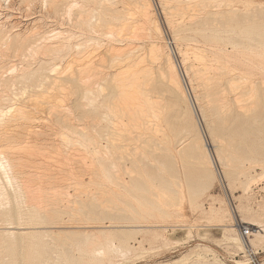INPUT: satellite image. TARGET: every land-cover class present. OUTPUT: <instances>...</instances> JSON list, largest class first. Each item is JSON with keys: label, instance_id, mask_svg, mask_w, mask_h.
I'll return each instance as SVG.
<instances>
[{"label": "bare ground", "instance_id": "1", "mask_svg": "<svg viewBox=\"0 0 264 264\" xmlns=\"http://www.w3.org/2000/svg\"><path fill=\"white\" fill-rule=\"evenodd\" d=\"M7 1H9V0H7ZM15 1L16 0H14V2ZM26 1H25V3H26ZM82 1H83V3H81V4H83L82 7L78 6L79 4H77L78 3L77 1H76L77 7L73 6V8H72V5L73 4L75 5L74 2H73V4H70V5L67 4V6H71V9L68 7L70 14L72 16L73 15L72 13L74 10L79 12L80 8H82L80 13H77L76 11H74L76 14L81 15L79 17L81 19L79 21H77L78 26L80 25L79 29H81V28L84 29L86 27H87V29H89L88 27H91L90 30H92V28H94V29L99 28L101 30V28H102L101 26H106L107 28H109L111 30L110 31V30L106 29L110 32H107V31L104 32L103 30H101V32L107 33L106 36H108L109 33H111V35H109L111 37L108 36V38L100 35L103 33H97L98 32V30H97L96 33L98 35H100L99 38L97 37L98 39H100V38L103 39V37H104L103 40L106 41L105 40L106 38L109 39V38L113 37L112 33L113 34L117 33V35L123 36V38L124 37L129 38V39L134 40V41H136L137 39H140V41H141L142 40L141 38H151L153 40V38H154L153 36L158 35L157 39H161V41L156 42V43L154 41H151V42L149 41V43H147L149 45L146 47V49H144L145 51L143 50L144 52L141 51L142 52L141 53L139 51L141 49H143L144 47H143V45H142L143 48L137 47V45L141 44V43L139 44L140 41H137L138 44L136 45L135 49L133 48V43L131 46V43L124 42L127 45V47H126L127 49L125 50V48H123L122 46H119L118 48H120V49H119V51H117L118 49L117 50H114V48L112 49V45L115 46L116 42L110 41V40H112V39H110V40H108V42L109 41L111 43L114 42V44L111 45V51L113 50L112 54L111 55L109 54V56H107V55L103 56V58L109 57V59L108 60L106 59V60L108 61V64L111 66H109V65L108 66L103 65V66L109 67V68L114 67L115 69L111 68L114 71L110 74H108L106 72L108 75L104 76L105 80L102 79L101 77H98L99 75L96 74V73H99L102 69H104V67L102 68V65L100 67L99 66L95 67V68H99V70H98L99 72L95 71L97 69L94 70L92 68L93 69L92 71H95L94 72L95 74H93L92 71H90L91 74H93V77L88 75V73L81 75V74H83V72L86 73L87 67L90 66L87 63H89V61H90V64H91L94 61V59H93L91 62V60H89V57L87 55H85L86 58H88V60H89L88 62H86V64L88 66L86 64H85V67H84V65H82L83 67L78 66V68L72 72H69L71 70H69V71L65 70L66 73L62 72L63 73L62 75L61 74L56 75L55 78H57V80L55 78H53L54 80H56V82L53 79H51V82L54 81L53 84H51V82L46 80V78L54 77L55 76L54 74H56L58 72V70L61 72V69H59V68L53 69L52 68L53 69L51 71L52 74H53L54 70L55 71L57 70V71L56 72L54 71L55 72L53 74L54 76L52 74H50L51 75L50 76L49 75L50 71L47 70L48 67L45 65L46 59L48 60V58L51 57L52 59H55V62H56L57 57L58 58L61 57V59L62 58L65 59L64 57H67V56L72 57V55L69 56V54H71V52H73V49L76 48V51L78 52V50H79V52H80V49L86 46L85 45V46L80 47L81 44L86 43V42L90 43V41L88 42L89 39L88 40L87 39H85V40L79 39L80 41L82 40L83 43H82V41L75 43V42H73L76 39V38H73L74 33L71 34L69 32V30H70L69 29L66 31H68L71 35L70 34L67 36L64 35V38L60 39V37H61L59 35L61 33V30H60V31H58L59 33L57 32L59 35V40H56V39H58V38H56L57 33H55V31H52L55 34H53L52 32H51L52 34H47V33H49L48 30L45 29V27L43 26L44 23H41L42 28L45 29V31L47 30L46 34L48 36H51L50 38H47L46 37L47 35L44 34L45 32L42 33L38 30L39 28H37V26H36L37 29L34 27L35 26L34 21L37 22V19L35 20L34 18L33 19L29 18L30 19L29 21H31V22L33 21L32 25H34V26H31V29H32V27H34L35 29L33 28V32L29 31L26 33L25 31L27 29H29V28H27L28 26L26 25L27 26L26 29L23 28L25 30L24 31L25 34H23V35L21 33L20 34L15 33L13 35L11 34L10 36H8L4 33L5 30L2 31L0 28V54H1V56H4V57L9 56L10 53H8V52L11 51L12 52L11 56L13 55V57H16V58H18V56L23 57L22 54L24 52L26 53V51L29 50V47H31L32 55L33 54L36 55V58L41 57V56H42L41 58H43L40 60L39 66L36 67L35 69L33 68V69H29V70L28 69L24 70L28 63L31 64L30 61L27 63L25 62L26 65L22 64V65H25V67L22 68L23 70H21L22 72L19 71V74H18L17 70H16L17 75H15L13 77H3L1 75L3 73H0V85L2 86V92H3L0 94V221L9 225L6 227H0V229L6 230L7 231L6 233H8V235H10V236H13V235L23 236V235H26V233H28V232L22 231V230H29L30 231L29 233H31V232H33L31 230L37 231V228H39V227H37V225L36 226H32V225L29 226L30 223H26L27 225H24V226H29V227H21L20 224L22 223V221H26V219H32V221H34V223H36V224H37V222H35V221H43L44 220V222L45 221L52 222V225H54L53 223H59V222L63 223L61 221L62 218L67 217V216H71V218H73V219L68 218L67 220L71 219V220H73V222H75V220H81V222H83L84 220H82V219H84V218L90 219V220L85 219V221L86 220L92 221L93 219H95V217L92 216L93 210L91 209L92 211H90L91 212V215H90L89 214L90 212L86 211V209H85L86 207H83V206H85L84 204H86V206H89V204L91 205V203H93V205H94L93 201L94 200L100 201L99 199H101V197H103L104 195H102L101 197L96 196L97 193L95 194V192H97V191L92 192L90 190V192H89L88 188H90V187H87V189H85V191L83 190V193L85 195H88V196L85 199H74V200H76V201H74V203L82 204V206H80V205L76 206V205L72 204V202L70 200L68 201L69 198L67 200H63L64 198H62V196H66V197L69 196L70 198L72 197L69 194L68 195L66 194L68 192H66L65 194L63 193V192H65L63 190L68 189L67 188V187H69L68 185L67 186L64 185V187L66 186L65 188H67V189H63V188H62L63 190L57 189V193L54 192L53 197H50L47 195H51V194H48V191H50V193H52L51 191H53L55 189V187H54V189L52 187L53 190L49 189L47 191V195L46 196L44 195L45 197H41V196H39L40 194H42V193L46 194L45 190L43 189L44 186L38 185V187H36L37 185L35 186V180H34L35 178L33 179V176H34L32 173L33 167H35L36 164L38 165V163H40V162H41L40 164H42V161L44 160L45 154L46 153L49 154L48 155L49 157L45 158V159H50V157L52 155L53 156L51 159H54L55 157L59 158L60 156L58 157V155L54 157V154L55 153L58 154V152L60 153L62 151L61 149L64 146L62 144V148L61 149L59 148V151L58 152L55 151L54 154H52V155L50 154L52 152H49L50 149H49V151L43 152V150H44L43 145H41V146H43L42 147L43 150L41 149L42 151L40 149L38 150V148H40V147L39 146L37 147L36 146L37 143H34V142H32L33 146L35 144V146L37 148L35 146L34 147L36 149H34V147H33V149L31 148L30 141L31 140L33 141L37 137H39V139H40L41 137L39 136V134H41L42 132L45 133L44 131L41 130L43 127H41L39 129L40 132H38V130H37V132L39 134L34 130L35 128H32L33 127L32 126L33 121L34 122L36 120L37 121L38 120L43 121V118L40 119L41 116H40V118L38 117L37 119H35L36 118L35 113L37 110L34 108L35 102H33V100L37 102V99H32V97H33L32 94L33 93L36 94L35 92H37L39 90V89H36L38 87L40 88L41 91H42V89H44V91H46L45 88H43V87L48 86L47 84H49V83L51 84V86L54 85L52 87L48 86V90L50 89V87L53 88V89H50V91H48L49 93L51 92V90L53 92H57V90L59 92H61L59 90V88L56 87V85L57 86L59 85V87H60V84H61L60 81L61 80H67L68 82L70 81L71 83L73 82V85L75 87V90H76V93L78 96V98H75L76 97V94H75V97H73L76 99L77 104H78V106H76L77 104H75L74 108L77 107V108H79V110H80V108H82V111L78 110L79 111L78 113H80V112L89 113L90 115H88V117H90L91 115H92V118L96 117V119H98V120L94 119V122H90L91 124H94V125L96 124V126H97L96 128H98V126L101 125V124L97 125V123H95L97 121H101V120L103 121L105 119L104 121L105 122L107 121V123H108L106 125V129L102 132V135H103V133H105L103 136L105 139H107V140H105V141H107L106 145L103 146L102 142H100L101 141L100 139H102L101 135L100 134L95 135L96 134L95 132H97L96 128L94 129L95 134H92L93 131L92 132L90 131L91 134L90 133L85 134V133H83L77 129L71 130L72 128L69 129L72 132H65V131L63 132L62 130L59 129L60 127H62V129H64L63 127H65V129H66V126H64V124L62 122H61L62 126H60L61 125V123H60L59 128H57L58 125L56 124V123H59V121L55 123L54 122L55 120L53 119L54 121L51 122V123H55L57 125L55 127V126H53L54 125L53 124L52 129H54V127L59 129V132H56V133H60V134H57V136L62 135V133H63V136H61L63 138V140H61V141L62 142L64 141V144H67V146H68L69 144H71L70 142L74 141L72 143L74 145L75 144L78 145V142H79L82 145V147L84 145L86 148H88V149H86L85 147H83V149L85 148L86 150H88L90 152V154L93 153V155L98 156L99 160H101L100 162L102 163L101 165H102L104 171L109 173L111 181L113 183H115L116 188L111 189V191L113 192L112 194L113 195L115 194V196L118 199L112 198V196H108L111 194V191H109L110 194L107 195L108 190H106V189L107 188L110 189V187L105 188L106 187L105 186L104 187L105 190L103 189L101 191V193H100V191L98 192V194L99 193L100 194H106L107 195V196L105 195L106 197H110L108 199L106 197L103 198V199H107L106 201H103V203L107 202V204L104 206H103L102 202L99 203L96 201L97 203L102 205V207H100L101 205H99L97 209L100 208L99 211L101 213H103L104 215H106L110 218L116 219L115 218V217H117V216H115L116 214L113 216L109 215V214L114 213V212L109 213V211H110L109 208L114 209V211L115 210L123 211V212L127 211L128 213L133 211L131 213H134L136 208L131 205L132 202L130 203L131 200L129 198V195L125 196L126 197V198H124L125 200L123 199V197H122L123 191L126 190L128 192L133 193V194L134 193L137 194V193H139L137 189L144 188L146 191H144V193H143L142 192L143 190H142L141 193H143V194L141 196L143 198V201L145 200V202L146 201L149 202L148 203L149 205L152 203V200H154V198H152L151 195H156L160 198V195H161L160 192L162 191V195H164V196L170 195L171 196V197H166V199H165L166 202L168 203V204H166V203L165 204L168 207L167 208H163V207L159 208V212L161 211L162 213H165L166 214L165 216L168 215V219H169V217L172 219L173 217H171L172 212H171V209H169L170 207H175V208H177V210H182V211L184 209V200H185L184 199V193L180 192L183 194L180 195L179 197H177V194H179L177 187L179 188V186H182V184L180 183V181H182L180 179V172H181L180 166H181V168L183 167L185 169L184 176H186V178L188 180V181L186 180V183H187V186L189 187V191L191 193V194L189 193L190 197L192 196L193 198L194 197L196 198L197 194H202L203 192H205V190L208 188V186L210 188L211 184L208 185V183H209L208 181H210L209 179L211 177L212 178H219V172H218L217 165H216L217 161H215V159H214L215 156L213 157V155L211 153V149H210V146L213 144L216 146V150H217V154H218V158H216V157L215 158L220 163H222V165L224 162L226 163L227 161H229V162H227V165H229V168L224 170V172H225V177L229 180L228 183H229L230 187L235 188V186H236L237 188H241L244 191V194L249 192L251 187H252V184L255 183L256 180H258L257 178L264 176V51L260 50V47H264V0H160V3L164 9V12L166 13L165 16L167 17V20H168L167 22H168L169 26L173 29V30L171 29L172 32L174 31L173 32L174 33V41H175L174 43H176L177 48H178V52L182 58L181 59L182 69H180L177 61L175 60V58L172 54L173 52L168 50V42L165 38H163V30H164L162 27L163 25H161V23L159 22V20H158L159 18L157 19L154 16L155 12H154L153 0H126L125 4H123L121 2L122 6L124 5L123 7L121 6L122 7L121 10H119L118 7L116 8L114 0H109L110 2H104L103 0H82ZM2 2H4V1H2ZM28 2H30V1H28ZM36 2H38V1H36ZM36 2H33L34 5ZM62 2L64 3V1H62ZM38 3L39 4L41 3L40 0ZM46 3H48V2H46ZM67 3H68V0H67ZM116 3L119 4L120 1L116 2ZM1 4H3V3H0V5ZM9 5H13V3L12 4L9 3L8 5H6V7H8ZM44 5H46V4H44ZM119 5H121V4H119ZM25 6H27V5H25ZM31 6H33V5L31 4ZM37 6H40V5H37ZM60 6H62V8L65 7V6L61 5L60 0H52L50 2V7H48V9L46 6H43V5L40 7L46 8L45 11L49 10L51 12V14L53 13L56 16L57 14H60V13H58L60 10ZM97 6H99V7H97ZM4 7H5V4H4ZM74 7H76V8H74ZM36 8L37 7H35V9ZM77 8H79V10ZM7 9L9 10V7ZM28 9H29V6L27 7V13L30 12ZM31 9L33 10L34 7H30V10ZM35 9H34V11H36ZM39 9L41 10L42 8H39ZM63 9L65 10L67 8H63ZM22 10H23V8H22ZM25 10L26 9H24V11ZM34 11H32V12H34ZM39 11L37 10V12H39ZM49 11L46 13H49ZM32 12H30V13H32ZM64 13H68V10L66 12L64 11ZM64 13L62 12V14H64ZM10 14H12V13H10ZM62 14L57 15V16L60 17ZM32 15H33V13H32ZM186 15H187V20H186L187 22H184L185 19L183 20V18H185ZM15 16L17 17V15H15ZM41 16H43V15H41ZM95 16L97 17V22L92 23L91 17L95 18ZM29 17H33V16L30 15ZM45 17H46V14H45ZM59 17H57V18L54 17V18L58 20ZM66 17H67V15H66ZM69 17H70V15H69ZM27 18H28V16H27ZM181 18H182V20H180ZM12 19H14V18L12 17ZM77 19H78V15H77L76 20ZM8 20H5V21H8ZM16 20H19V19H16ZM39 21L42 22L41 20H39ZM94 21L95 20H93V22ZM10 22H11V20H10ZM10 22H7V23H10ZM15 22L16 21H14V23ZM22 22H20V20H19L18 23H22ZM22 25L23 24L17 25V23H16V25H14L13 27H15V29L17 28L19 31H21L20 30L21 28L19 29L16 26L22 27ZM46 25L48 27L49 24H45V26ZM72 25H73V27L76 28L75 22L72 23ZM72 25H71V28H73ZM38 26L41 27L40 24ZM23 27H25V25ZM10 28H12V27H10ZM42 28H40L41 31H43ZM51 28L49 27V30ZM54 29L56 30L57 28H54ZM6 30H7V28H6ZM8 30H11V29H8ZM11 31H9V32H11ZM35 31H37V32H35ZM66 31H64L65 33H62V35L66 34V33L68 34V32H66ZM70 31H73V30H70ZM78 31L83 32V30H81V31L78 30ZM84 31L87 32V30H84ZM21 32H23V31H21ZM93 32H94V30H93ZM93 32H91V33H93ZM187 33H189L191 36H195V37H198V38H201L202 40H204L207 43V45L209 46L208 49L207 48L202 49L199 47L193 48L190 46H185V48H183L184 46L182 45L183 46L182 47L180 45L182 42L180 43L179 41H181V40H184V41L187 40V42L190 41L188 39H183V38H187V36H189ZM87 34L89 35V32ZM183 34H184V36H183ZM39 35H42V36L39 37ZM54 35H56V36H54ZM81 35L84 36L83 34H81ZM92 35H94V33ZM52 37H54L56 39H54ZM159 37H161V38H159ZM42 38L43 39L47 38V39L53 40V41L43 42L44 40H42ZM72 38L74 39L73 41H72ZM78 38H80V37L77 36V39ZM92 38H90V40ZM97 38H95L94 40L97 41ZM188 38H190V36ZM114 39H115V41H118V39H116V38H114ZM39 40H41V41L38 42ZM54 40H56V41H54ZM121 40H122V37H121ZM125 40H127V39H125ZM76 41H78V40H76ZM142 41H144V40H142ZM101 42H103V41H101ZM122 42H118V43L121 44ZM98 44H100V41L98 42ZM104 44L105 43H103V45ZM185 44H186V42H185ZM199 44H202V43H199ZM87 45H89V44H87ZM186 45H189V44L187 43ZM229 45L232 46V48H233L232 51H229V49H228ZM128 46L130 48H128ZM193 46H195V45H193ZM77 47H79L80 49L78 48V50H77ZM105 48L106 47H104V50H107L108 46L106 49ZM137 48H139L140 50H136ZM85 49H81V50H83L84 52L88 50V48L86 50ZM243 49L250 50V51H252V53L254 52L255 53L254 57H252V56L250 57L249 55L248 56L244 55L242 52ZM94 51H96V50H94ZM114 51H115V53H114ZM79 52L77 53V55H75L73 57H79V58L82 57L83 55L78 56V54H80V53L83 54V52H80V53ZM107 52H109V51H106V53ZM93 53L95 54V52H93ZM28 54H30V52H28ZM84 54H87V53H84ZM90 54L91 53H89V56L91 57ZM25 55H27V54H25ZM30 55H27L26 57H28ZM32 55H31V57H32ZM11 56H9V57H11ZM93 57H95V59L99 58V60L97 61L98 64L101 63L102 61H105V60H103L102 57H101V59H102L101 60L100 56L97 57V55H96ZM16 58H13L14 61ZM21 58H18V59L21 60ZM51 58H49V59H51ZM32 59L33 58H31L30 60H32ZM38 59H40V58H38ZM38 59H37V61H38ZM75 59H77V58H75ZM75 59L74 60H71V58L69 59V60L75 61V62H71L72 64L69 63L70 66L68 69L71 68L73 63L75 64L77 62V60H75ZM3 60L5 61V58L2 59L1 61L4 62ZM19 60H18V62L24 63V62L19 61ZM78 60H80V59H78ZM82 60L83 59L81 58V60L78 61L76 63V65H78V63H80ZM84 60H85V58H84ZM9 61L7 60L5 62H9ZM34 61L37 62L36 60H34ZM50 61L48 60V62H50ZM16 62L17 61H15V63ZM63 62H65V61H63ZM68 62H70V61H68ZM68 62H67V64H68ZM51 63H53V62H51ZM94 63L95 62H93V64ZM12 64L13 63L7 64V65L10 66ZM34 64H36V63H34ZM34 64H31V65H34ZM80 64H83V63H80ZM93 64H91V65L93 66ZM105 64H107V63H105ZM4 65H5V63H4ZM55 65L57 66V64H55ZM17 66H19V65L17 64ZM17 66H15V67H17ZM65 66H64L65 68L68 67L67 65H65ZM92 66H90V67H92ZM27 67L30 68V65ZM31 67H33V66H31ZM57 67H59V66H57ZM2 68H4V66ZM2 68L0 69V71H2ZM100 68H102V69H100ZM17 69H19V67H17ZM5 70L6 69L4 68L3 71H5ZM88 70H90V69H87V72H88ZM104 70L106 71V69H104ZM12 71L14 72L13 67L11 70H9V73ZM107 71H109V69ZM101 72H103V71H101ZM78 73H80V75ZM106 73H104V74H106ZM6 74L7 73H5L4 76H6ZM10 75H13V73H10ZM78 75L82 77V78H80L82 80L84 79L83 76L87 77V75H88V77L90 76L89 77L90 79L88 81V77H87L86 79H84L82 81V80H79ZM94 75H96V76L94 77ZM101 75H102V73H101ZM7 76H8V74H7ZM91 77H92V79H91ZM96 77L101 78V79L100 80L98 79L96 81L95 80ZM187 77L189 79L188 83H190V87L188 84H187L188 85V87H187V85H186L187 81H186V83L184 81V78L187 79ZM50 78H48V79L50 80ZM59 79H60V81H59ZM91 80H95L96 82L100 81L101 82V83L99 82L100 85H103V84L105 85V83H106V86L104 88H106L107 90L105 91L104 88H102V86H98V84H97V86H98L97 87L95 84L96 82L94 81L95 83H93ZM103 80L105 81L104 83H102ZM58 81L60 82V84L59 83L57 84ZM81 81H82V83H81ZM84 81H86L85 84L89 83L91 81L93 84H95V86H93V85L91 86V83H90V85L88 84V86H85ZM17 82L23 84V86H20V84H17L18 85L17 88H19V86L21 88V89L19 88L21 91L17 92V93H20L19 96H21L20 102L16 101V100H18L17 98H15L16 100L13 99L14 103L6 102L8 100V97H10V96L12 97V95H10L11 93L9 94V92H13L10 90V87H16L14 85H16ZM45 83H46V85H45ZM42 85H44V86L40 87ZM62 85H64V83ZM67 86H71V84L66 85L64 87L61 86L60 89L63 90L64 88H67ZM95 87H97V88H95ZM54 88L55 89L58 88V89L56 91H54L55 90ZM41 91H39V92H41ZM39 92H37L38 95L40 94ZM46 92H45V94L43 93V95H46ZM64 92L69 93L68 89H66L65 91L63 90V92L60 94H64ZM17 93H16V95H14L15 97H18ZM72 93L74 94V92H72ZM12 94H14V93H12ZM66 94H64V95H66ZM49 95H52V94H48L46 97H48L49 100L52 101L53 97L50 96L52 98V99H50ZM60 96H63V95H60ZM42 97H44V99H47L45 96H42ZM64 97L67 98L66 96H64ZM69 97H71V96L69 95ZM100 97H102L103 99L100 100ZM36 98H38V100H41V101L43 100V99H40L38 96H36ZM56 98L54 100H56ZM58 98H59V96H58ZM60 99H62V98H59L57 100L59 101ZM75 99H73V100H75ZM83 99H86L88 101L87 102L85 100L87 102V104H89V106L91 105V107H88V108H91L90 110L85 107L86 110L88 109L87 112L84 111V109H83V106H84L83 105L84 104ZM47 100H45V101H47ZM73 100H71V101H73ZM9 101H12V100H9ZM58 101H56V103ZM61 101H63V102H61ZM61 101H60L61 103H64L65 100H61ZM53 102H55V101H53ZM67 102H69V101H67ZM37 103H39V101ZM51 103L52 102H50L48 104H51ZM59 103H57L55 105L57 107H58V105H60L62 107L61 103L60 104ZM70 103L72 104L73 102H69V104ZM65 104L68 105L66 102H65ZM46 105H47V103H46ZM45 106L43 105L44 109H45ZM48 106H51V105H48ZM53 106H51V107H53ZM71 106H73V105H71ZM85 106H88V105H85ZM36 107H39V106H36ZM51 107H49V108H51ZM57 107H56V111H57V109H59V107L58 108ZM69 107H67L65 109L67 110ZM53 108H51L50 110H53ZM63 108H64V106H63ZM34 110H36V111L33 112ZM50 110L47 111V113L48 112L50 113L51 112ZM61 110L63 111L62 108H61ZM41 111H43V110H41ZM59 111H60V109L57 111L58 113H55L54 111L53 112L58 115L56 117L60 118L61 121H63L65 119V118L63 119V117H65L63 115V113L65 111H63V113L60 112V114H59ZM69 112H70V110H69ZM69 112H68V114H69ZM54 113H53V115H54ZM36 114H39V113H36ZM51 115H52V113L49 115L50 118H51ZM62 115H63V117H60ZM65 115H66V113H65ZM81 115H82V113H81ZM47 116H44V118L46 119ZM66 116L69 117V115H66ZM85 117H83V118H85ZM50 118H48V119H50ZM92 118L90 117V119H92ZM48 119H46V121ZM203 119H206L205 121H207L206 123H208L206 125H208V127L210 129V131L208 130V132H211V134H212V141L207 140V133H206L205 129L203 130V127H204L203 126ZM65 120L63 122L64 123L66 122L69 124L68 121L71 119L69 118L67 121H65ZM43 122H45V121H43ZM35 123H38V122H35ZM39 123H41V122H39ZM45 123H48L47 125L51 124L49 122H45ZM98 123H100V122H98ZM42 125H44V124H42ZM74 125H76V123ZM79 126H78V129L81 128V126L80 127ZM92 127L94 128L95 126H92ZM66 130H68V129H66ZM61 131H62V133H61ZM46 132H49V131H46ZM98 133H99V130H98ZM34 134L36 136L34 137V139H32V136ZM74 134L79 135V137L75 138L77 136L76 135L74 136ZM98 135H100V136H98ZM41 136H43V134ZM53 136H56V135H53ZM59 137H58V139L60 140ZM98 137H100V139H98ZM29 138H31V140ZM53 140L55 143V138ZM43 141H44V139H43ZM67 141H70V142H67ZM76 141H78V142L75 143ZM26 142L29 143L30 145H28ZM217 142L219 143L218 145L216 144ZM24 143H26L28 147ZM47 143H46V146H48ZM51 144H53V143H51ZM73 144H72V147L70 145L71 148H73ZM81 145L79 146L78 150L75 149V151H79V149L82 148ZM60 146H61V144H60ZM30 148L32 150L28 151V149H30ZM35 150H38V151L44 153V156L41 155V157H43L41 159H43V160L39 161L40 160L39 159L38 160L39 162L36 161L38 163H36L34 161V157L32 158L30 156V154L34 155V153H36ZM46 150H48V149H46ZM73 150H74V148H73ZM75 151H73V153H72V150H71L72 156L74 154L78 153ZM40 152L36 153L35 156H37V154H40ZM86 153L88 154V152H86ZM60 154L61 155L65 154V155H63L65 157H68L70 155V154L67 155L68 152H67V154L64 152H63V154L62 153H60ZM103 154H105L107 156L104 157ZM45 157H47V156H45ZM57 158L54 160L60 161V158L59 159H57ZM73 158H74V156H73ZM75 158H77V157H75ZM61 159H64V158H61ZM225 159H228V160L224 161ZM32 162L33 163L35 162L33 167H31ZM46 162H48V160L45 161V163ZM49 162L50 163L53 162L54 164H56L54 161L49 160ZM49 162L47 164H45L43 162V164H45V165L49 164V166L41 165V167H43V168L44 167H50L53 163L50 164ZM65 163H67V162H65ZM76 164H78V163L76 162ZM246 164H249V165L246 166ZM58 165H60V164H58ZM63 165H64V163H63ZM67 165H69V164H67ZM67 165H65V166H67ZM70 165H73V164H70ZM38 166H40V165H38ZM257 167L262 168V173L260 175H253L251 173V170L255 169ZM43 168L40 169V167H39L37 169V172H35V173L38 174L39 170L41 172H44V170L47 169V168H45V169H43ZM75 168H77V167H75ZM222 169H224V166ZM58 170L63 171L62 169H58ZM79 170L81 171V169H79ZM51 171H53V170H51ZM46 173H50V172L45 171V174ZM65 173H66V171H65ZM39 174H41V173H39ZM77 174L74 175V176H76L74 178H79V179L74 180L72 177H69V178H72L73 181L78 180V181L82 182V180L84 178L82 179L81 178L82 176L77 177L78 176ZM42 175H43L42 177L46 178L44 176V174H42ZM71 175H73V174H71ZM36 176L41 178V176H39V175H36ZM58 176H59V178H61L60 176H62V175L58 174ZM47 177L50 178V177H52V175L50 176V174H49V176H47ZM54 177H56V175ZM49 178H47V179H49ZM62 178H63V176H62ZM39 179L37 181H39ZM47 179H44V180L42 179V180L45 182V180H47ZM64 179L67 180V178H64ZM259 181H260V179H259ZM42 182H41V184H45ZM46 183H47V181H46ZM50 183H52V182H50ZM50 183H48V184H50ZM82 183L84 184V182H82ZM57 184H59V182ZM99 184L100 185L102 184L101 186H104L103 182L99 183ZM50 185H53V183ZM61 185H63V184H61ZM74 185L80 186L81 183L75 182ZM84 185H87V184H84ZM34 186L36 189L34 188ZM42 186H43V188H42ZM45 186H48V185H45ZM48 187L50 188V186H48ZM157 187H158V189L159 188L161 189V190H159V193L155 191V189ZM57 188H61V187L58 186ZM80 188L84 189V187H82V185L80 186ZM111 188H114V186H112ZM78 189L79 188H77V190ZM95 189H97V188H95ZM98 189L100 190V188H98ZM59 190H61L63 192H60ZM136 190H137V193H136ZM38 192H42V193L39 194ZM79 192H81L80 189H79ZM79 192H78V195L80 194ZM84 194H81L82 197ZM172 195H173V197H172ZM130 196H131V194H130ZM156 196H155V198H156ZM48 197H50L52 200V202L50 204L48 203L49 206L48 205L44 206L43 204H41V202L44 200H46V202H49V201H47ZM78 197L79 196H77V198ZM163 197L161 196L160 199L156 198V200L164 199ZM73 198H76V197L74 196ZM127 198L130 201H127L126 200ZM168 198L170 200H172L171 198H173V200L168 202L169 201ZM191 198H190V200H191V204H192ZM62 200H63V202H65V201L71 202V204L74 205V206H72V211L68 210L70 212L67 216H64V213L66 214V211L64 210L63 207L62 208L60 207L61 204L58 205V202H60ZM116 200L118 202L119 201H122V202L126 201L125 205L128 204L126 206L127 208L120 206V204H118L116 202ZM156 200H154V202H153L154 206L159 205V204H157L158 201H156ZM90 201H91V203H90ZM46 202H43V203L47 204ZM67 204H69L68 206H70V203H67ZM137 204H139V203H137ZM141 204H142V202H141ZM96 205H95V208H96ZM153 205H152V209L150 211H148V208H146V206H144V207L142 206V208H143L142 211H147L146 214L148 212L153 211V208H154ZM63 206H66V204H64ZM128 206L131 207V209H133V210L128 211ZM91 207H93V206H91ZM189 207H191V205ZM107 209H109V211ZM154 209H156V208H154ZM241 210H243V209H241ZM157 211H158V209H157ZM213 212L215 214V218H217V217L219 218V216H220L219 211L213 210ZM131 213H130V215H132V216H131V218L128 217L129 219H132V217H133V214H131ZM137 213L141 214L138 211H137ZM119 214H120V212H119ZM159 215H160V213H159ZM119 216L123 217V215H119ZM240 216H242V215H240ZM162 217H164V216H162ZM243 217H244V215H243ZM245 218H248V217H245ZM245 218H242L240 221L244 224L247 223L251 227L252 230L254 229L253 235H258V236L260 235V236H262V238H264L263 225L258 223L257 221L256 222L251 221L250 218H249L250 220H246ZM119 219H120V217H119ZM212 219L210 218V220H212ZM222 219H223V217H221V220ZM214 220H217V219H214ZM221 220L219 219L218 222H220ZM44 222L42 224H44ZM93 222H95V221H93ZM85 223H87V222H85ZM38 224L40 225L41 223L39 222ZM46 224H48V223H46ZM78 224H79V222H78ZM213 224H215V223H213ZM33 225H35V224H33ZM72 225L73 224L69 225V223L67 225H65V226H71L72 229H68V228L67 229H61V230L58 229L59 232H57V234L60 237H58V236L55 237L56 239L59 238L57 240V242L59 244H61L60 242H62L63 246L66 248L65 250H69L66 252H71L70 249L67 248L69 245H67V247L65 245V243L68 244L69 240L72 238L71 236H70L71 238L68 237L69 234H82L83 233V235H85V238L87 240L90 239L92 235H94L93 234L94 232H80L81 230L74 229V227L75 228L80 227L79 225L78 226L77 225L72 226ZM83 225H85V224L83 223ZM90 225H92V224H90ZM224 225H228V224H224ZM256 225H258L259 229L255 228ZM45 226L46 225H44V226L42 225V228ZM62 226H64V225H62ZM137 226H138V224L136 225V227ZM140 226L142 227V225H140ZM81 227H82V224H81ZM103 227L102 228L100 227L101 229L98 230L100 235H98L97 238L90 243V248L88 249V251H90V253L95 256V258H96L95 262H102L105 259V257H109L110 254L115 253V252L116 253L119 252L123 256L127 255L132 248V246L126 247V245L124 246V244H123L128 232L127 231H116L118 229L113 231L114 229L112 227L111 228L113 230L105 229ZM119 227L120 226H118L117 228H119ZM83 228L87 229L85 227H82L81 229H83ZM231 228H235V227H231ZM243 228H244V226L240 228L241 232H242ZM131 229H134V228H131ZM49 230H50V231H48L49 233L47 231H45V232H47V234H49V236H50L53 233L50 234L51 229H49ZM123 230H125V228ZM128 231H131V230H128ZM45 232H44L45 235L43 234L44 236L47 235ZM95 233H98V232H95ZM62 234H66V237H68L69 239L65 238L64 236L61 237ZM77 236H80V235H77ZM93 237H95V236H93ZM16 238H18V237H15V239H13V241L16 240ZM60 238H65V240L66 239H68V240H66V242H65V240L60 239ZM262 238H260V239H262ZM254 239H257L256 236ZM254 239L247 241L245 239V236L243 235V232L242 233L238 232L236 235H232L229 237V242L236 245L240 250L246 252L247 247L250 246L251 244H253L252 241ZM115 240H118V244H116ZM18 241H19V243H16V244L14 242H13V244L11 242L10 243L12 246L14 244L15 245H18V244L21 245L20 244L21 239ZM254 241H256V240H254ZM6 243H8V242H6ZM80 243L81 242H79L78 244H80ZM127 243H128V241H127ZM254 243H255V245L260 244L258 242L257 243L254 242ZM37 244H38V242H37ZM40 244H39V246H40ZM62 244H61V246H62ZM25 245H27V243H25ZM12 246L10 248H12ZM0 247H1L0 249H2L3 244ZM23 247L24 246L22 243L20 248H23ZM49 247L53 248L52 246H48V248ZM42 248H39V249H42ZM26 249H28V248H26ZM49 249H47V250H49ZM22 250H24V249H22ZM56 250L59 251L60 248H58V246H56L55 251ZM14 251H17V250H14ZM60 252L62 254V250L59 251V256L61 255ZM52 253H54V252L52 251ZM210 253L211 254L215 253V251L207 245L200 244V245H197L195 248L193 247L189 253H186L185 255L181 256L180 258H177L174 261L167 263V264H186V263L195 264L196 262L202 263V262L207 261L206 257L204 255H209ZM17 254L19 255V253H16V255ZM53 256L55 258V260L53 259L54 261H56V258H57V260L59 258V261H62V260H60L62 257L60 258L58 256V254H54ZM55 256H57V257H55ZM216 259H218V258H216ZM21 260H23V259L21 258ZM50 260H51L50 262L53 263L52 259H50ZM78 260H79V258H76V257L71 259V261H75V262H73L74 264H80ZM65 261H67V260H65ZM20 262H18V263H20ZM64 263L66 264V262H64ZM53 264H57V262H55ZM58 264H60V262Z\"/></svg>", "mask_w": 264, "mask_h": 264}, {"label": "rangeland", "instance_id": "2", "mask_svg": "<svg viewBox=\"0 0 264 264\" xmlns=\"http://www.w3.org/2000/svg\"><path fill=\"white\" fill-rule=\"evenodd\" d=\"M2 1H4V2H2ZM7 0H0V3H3V4H1L0 5V23L2 24H0V28H1V30L2 31H4V33L6 34V35H8V36H10L11 34L13 35V34H15V33H21L22 35L23 34H25L24 33V29L23 28H25L26 29V27L27 28H29V29H27L25 32L27 33V32H33V28L35 27L36 28V26H37V28H39L38 30L40 31V32H42V33H44V34H46L47 33V30H48V32L49 33H47V34H52L53 32L52 31H55V33H57L58 31H60L61 30V33L59 34L61 37H60V39L61 38H64V35H69L70 33L72 34V33H74V37L73 38H76L75 40L72 38V41L73 42H75V43H77V42H79L80 40L79 39H83V40H85V39H89L88 40V42L90 41V43H87L86 41V43H83V41H82V43L83 44H81V46L80 47H82V46H85V47H83V48H81V49H85L86 47L88 48V50L87 51H83V50H81L79 47H77V50H78V48L80 49V52H83V54L82 53H80L79 52V50H78V52L80 53V54H78V56H81V55H83L82 57H73V56H75V55H77V51H76V48H74L73 49V52H71V54H69V56H71L72 55V57H64L65 59H61V57H57L56 58V62H55V59H52L51 57H49V58H51V59H49L48 58V60L50 61V62H48V60L46 59V61H45V65L48 67V71H50V73H49V75L50 74H52L51 73V71L54 69V68H59V69H61V72L58 70V72L56 73V74H54L55 72L53 71V74L55 75H53L54 77H52V78H50V77H48V78H50V80L48 79V78H46V80H48V81H50L51 82V79H53V78H55L56 77V75H58V74H63V73H66L65 72V70H67V71H69V70H71V71H69V72H72V71H75V69H77L78 68V66L79 67H81L82 65H84V67H85V64H86V62H88L89 60H91V62H92V60L94 59V61L93 62H95L94 64H93V62L91 63V64H93V66L90 64V61H89V63H87V64H89L90 66H92V67H90V66H88L87 64V69H90V70H88V72H87V69H86V73L85 72H83V74H81V75H84V74H87L88 73V75H90V76H92L93 77V74H95L94 72L96 71V72H99L98 70H99V68H95V67H100L101 65H102V68L104 67V66H108L109 64H108V59H109V57H104L103 58V56H109V54L111 55L112 54V51H111V45L112 44H114V42H116L115 43V46L114 45H112V49L114 48V50H117V51H119V49L120 48H118L119 46H122L123 48H125V50L127 49L126 47H127V45L124 43V42H129V43H131V46H132V43H133V48L135 49V47H136V45L138 44V42L137 41H140V39H135L136 41H134V40H131V39H129V38H123V36H119V35H117V33H112V35H113V37L112 38H109V39H107L108 38V36L109 35H111V33H109V35L108 36H106V34L107 33H104L105 31H107V32H110L111 30L109 29V28H107L106 26H101L102 28H101V30H103L104 32H101V30L98 28V29H94V28H92V30H90V28L91 27H88L89 29H87V27L86 28H84V29H79L80 28V25L78 26V22L77 21H79L81 18H79L81 15L80 14H76L74 11H76V10H74L73 11V15L71 16V14H70V11H69V8L71 9V6H67V4H73V2L75 3V5L73 4L72 5V8H73V6H76L77 7V4H79L78 6H81L82 7V5L83 4H81V3H83V1L82 0H68V3H67V0H60L61 1V5H63V6H65V7H63V8H67V9H63L62 8V6H60V10H59V12L58 13H60V14H62V12L64 13V11L66 12L67 10H68V13H64V14H62L60 17L59 16H57V15H60V14H57L56 16H55V14H51V12L49 11V10H47V11H45L46 10V8H44V7H40V6H46L47 7V9H48V7H50V2L52 1V0H40V2L42 3H38L39 2V0H25L26 1V3H25V1L24 0H16L15 2H14V0H9V1H7ZM28 1H30V2H28ZM36 1H38V2H36ZM62 1H64V3L62 2ZM78 3H77V2ZM80 1V2H79ZM104 2H110L109 0H103ZM120 1V3L119 4H121V5H119V4H117L116 2H119ZM125 1L126 0H114V2H115V5H116V8L118 7V9L119 10H121L122 9V7L124 6H122V3L123 4H125ZM28 2V3H27ZM32 2V3H31ZM33 2H36L35 3V5H34V3ZM45 2V3H44ZM46 2H48V3H46ZM70 2V3H69ZM122 2V3H121ZM153 2H154V12L156 13H154V16L159 20V22L161 23V25H163L162 27H163V38H165L166 40H167V42H168V50H170L171 52H173L172 54H173V56H174V58H175V60L177 61V63H178V65H179V67H180V69H182V63H181V56H180V54H179V52H178V48H177V45H176V43H174L175 41H174V31L172 32V28L169 26V24H168V20H167V17L165 16L166 15V13L164 12V9H163V7H162V5H161V3H160V0H153ZM12 4L13 3V5H9L8 7H9V10L7 9L8 7H6V5H8V4ZM20 3V4H19ZM24 3V4H23ZM77 3V4H76ZM4 4H5V7H4ZM23 4V5H22ZM31 4L33 5V6H31ZM44 4H46V5H44ZM49 4V5H48ZM25 5H27V6H25ZM37 5H40V6H37ZM118 5V6H117ZM3 6V7H2ZM18 6V7H17ZM29 6V11L30 12H32V11H34V9H35V7H37L35 10L36 11H34V12H32L33 13V15H32V13H30V12H28L27 13V7ZM67 6V7H66ZM122 6V7H121ZM12 7V8H11ZM14 7V8H13ZM17 7V8H16ZM26 7V8H25ZM30 7H34V9L32 10H30ZM69 7V8H68ZM76 7H74V8H76ZM93 7V6H92ZM97 7H99V6H97ZM16 8V9H15ZM21 8V9H20ZM22 8H23V10H22ZM39 8H42L41 10L39 9ZM44 8V9H43ZM11 9V10H10ZM24 9H26L25 11H24ZM62 9V10H61ZM78 10H79V8H77ZM81 9L82 8H80V10H79V12H77V13H80V11H81ZM13 10V11H12ZM37 10L39 11V12H37ZM64 10V11H63ZM73 10V9H72ZM49 11V13H46V12H48ZM174 11V10H173ZM45 12V13H44ZM10 13H12V14H10ZM14 13V14H13ZM27 13V14H26ZM38 13V14H37ZM45 14H46V17H45ZM10 15V16H9ZM15 15H17V17L15 16ZM20 17H19V16ZM28 16V18H27V16ZM33 16V17H29V16ZM38 15V16H37ZM41 15H43V16H41ZM49 17H48V16ZM64 15V16H63ZM66 15H67V17H66ZM69 15H70V17H69ZM77 15H78V19L76 20V18H77ZM52 16V17H51ZM12 17L14 18V19H12ZM42 17V18H41ZM57 18V17H59V19L57 20V19H55V18ZM76 17V18H75ZM166 17V18H165ZM26 18V19H25ZM37 19V22L36 21H34L35 23H34V25H32V23H33V21L31 22V21H29L30 19ZM70 18V19H69ZM93 17H91V20H92V23H95V22H97V17L95 16V18H93ZM9 19V20H8ZM16 19H19L20 20V22H22V23H18L19 22V20H16ZM185 19V21L184 22H187L186 20H187V15H186V17L185 18H183V20ZM5 20H8V21H5ZM10 20H11V22H10ZM39 20H41L42 22H40ZM45 20V21H44ZM93 20H95L94 22H93ZM161 20V21H160ZM180 20H182V18L180 19ZM14 21H16L15 23H14ZM18 21V22H17ZM7 22H10V23H7ZM30 22V23H29ZM48 22V23H47ZM67 22V23H66ZM76 23V28L75 27H73V25H72V23ZM16 23H17V25H19V24H23L22 25V27H20V26H16V27H18L21 31H23V32H21V31H19L17 28L15 29V27H13L14 25H16ZM27 23V24H26ZM41 23H44L43 24V26L45 27V29H47L46 31H45V29H43L42 28V24ZM9 24V25H8ZM40 24V26L41 27H39L38 25ZM45 24H49L48 25V27H47V25L45 26ZM25 25V27H23ZM27 25V26H26ZM71 25H72V27L73 28H71ZM75 25V24H74ZM8 26V27H7ZM31 26H34V27H32V29H31ZM10 27H12V28H10ZM47 27V28H46ZM49 27L51 28L50 30H49ZM6 28H7V30L8 29H11V30H6ZM15 30H14V29ZM34 28V29H35ZM36 28V29H37ZM40 28H42L43 29V31H41V29ZM54 28H57L56 30L54 29ZM78 28V29H77ZM53 29V30H52ZM59 29V30H58ZM73 30V31H70V30ZM106 29H108V30H110V31H108V30H106ZM172 29V30H171ZM37 30V31H38ZM66 31V30H69V32L68 31H66V32H68V34L66 33V34H63L62 35V33H65L64 31ZM78 30H83V32L81 31V32H79ZM84 30H87V32H85ZM89 30V31H88ZM93 30H94V32H93ZM97 30H98V32H97ZM9 31H11V32H9ZM19 31V32H18ZM37 31H35V32H37ZM76 31V32H75ZM78 31V32H77ZM52 32V33H51ZM89 32V35L87 34ZM91 32H93L94 33V35H92L93 33H91ZM103 33V34H100V35H102V36H104V37H107L105 40L106 41H104L103 39H104V37H103V39L102 38H100V39H98L99 37H100V35H98L97 33ZM166 32V33H165ZM8 33V34H7ZM55 33H53V34H55ZM59 33V32H58ZM58 33L56 34V35H54V36H56V38H58V39H56V38H54V37H52V38H54V39H56V40H59V35H58ZM85 33V34H84ZM91 33V34H90ZM46 34V35H47ZM70 34V35H71ZM77 34V35H76ZM79 34V35H78ZM81 34H83L84 36H82ZM189 36H190V38H188L189 36H187V38H183V39H188V40H190V41H188L187 42V40H181V41H179L181 44V46L183 47V48H185V46H190V47H199V48H202V49H208V45H207V43L204 41V40H202L201 38H198V37H195V36H191L189 33H187ZM43 35V34H42ZM42 35H39V37L40 36H42ZM81 35V36H80ZM86 35V36H85ZM77 36H79L80 38H78L77 39ZM158 35H156V36H153L154 38H153V40L151 39V38H141L142 40H144V41H140L139 42V44L140 45H137V47H139V48H143V49H139V48H137L136 50H140L139 52H141V51H143L144 49H146V47L149 45V44H147V43H149V41L151 42V41H154L155 43L156 42H160L161 41V39H157L158 37H157ZM183 36H184V34H183ZM47 38H50L51 36H46ZM82 37V38H81ZM88 37V38H87ZM95 37V38H97V41L99 42L100 41V44H98V42L96 41V40H94L93 38ZM109 37H111V36H109ZM120 37V38H119ZM121 37H122V40H121ZM194 39H193V38ZM47 38H45V39H43L42 38V40H44L43 42H45V41H48V42H51V41H53V40H49V39H47ZM90 38H92L91 40H90ZM114 38H116V39H118V41H115V39ZM159 38H161V37H159ZM110 39H112V40H110ZM125 39H127V40H125ZM146 39V40H145ZM194 41H193V40ZM56 40H54V41H56ZM76 40H78V41H76ZM108 40H110V41H114V42H108ZM120 40V41H119ZM157 40V41H156ZM41 40H39L38 42H40ZM80 41V42H81ZM101 41H103V42H101ZM123 41V42H122ZM198 41V42H197ZM200 41V42H199ZM118 42H122L121 44L120 43H118ZM143 42V43H142ZM185 42H186V44L188 43L189 45H186L185 44ZM192 42V43H191ZM195 44H194V43ZM103 43H105L104 45H103ZM184 43V44H183ZM199 43H202V44H199ZM87 44H89V45H87ZM107 44V45H106ZM119 44V45H118ZM204 44V45H203ZM106 45V46H105ZM125 45V46H124ZM142 45H143V47H142ZM193 45H195V46H193ZM200 45V46H199ZM106 47L107 48V46H108V48H107V50H104V47ZM203 46V47H202ZM206 46V47H205ZM205 47V48H204ZM86 48V49H87ZM105 48V49H106ZM122 48V49H123ZM128 48H130L129 46H128ZM85 49V50H86ZM228 49H229V51H232V46H228ZM27 50V49H26ZM94 50H96V51H94ZM260 50H263L264 51V47H260ZM106 51H109V52H107L106 53ZM145 51V50H144ZM143 51V52H144ZM28 52H30V54L32 55V53H31V47H29V50L28 51H26V53L25 54H27V55H30V54H28ZM77 52V53H76ZM93 52H95V54L93 53ZM97 52V53H96ZM242 52H243V54L244 55H246V56H252V57H254V55H255V53L253 52L252 53V51H250V50H247V49H243L242 50ZM8 53H10L9 54V56H11V51H9ZM22 54L23 55V57L22 56H18V58H21V60H19L18 58H16V57H13V55L11 56V57H9V56H1V54H0V69L4 66V68L6 69L5 71H3V69L4 68H2V71H0V73H3V74H1L3 77H13V76H15V75H17L16 74V70H17V73L19 74V71L20 72H22L21 70H23L22 68L23 67H25V65H26V63L27 62H31V64H34V63H36V64H34V65H31L30 63H28L29 65H30V68L29 67H27V66H29L28 64L26 65V68L24 69V70H29V69H35L36 67H38L39 66V64H40V60L41 59H43V58H41V57H37L36 58V55H32V57H31V55L30 56H28V57H26L27 55H25V54ZM75 53V54H74ZM84 53H87V54H84ZM89 53H91L90 55H91V57L89 56ZM93 53V54H92ZM99 53V54H98ZM114 53H115V51H114ZM113 53V54H114ZM142 53V52H141ZM74 54V55H73ZM103 54V55H102ZM85 55H87L88 57H89V60H88V58H86V56ZM97 55V57L98 56H100V59H101V57L103 58V60H105V61H100L101 63H97V61L99 60V58H97V59H95V57H93V56H96ZM102 55V56H101ZM9 57V58H8ZM26 59H25V58ZM85 58V60H84V58ZM93 57V58H92ZM5 58V61H9V62H5L4 60V62H2L1 60L2 59H4ZM8 58V59H7ZM13 58H16L15 59V61H17L16 63H15V61H14V59ZM31 58H33L32 60H30ZM36 58V59H35ZM38 58H40V59H38ZM67 58V59H66ZM71 58V60H74L75 58H77V59H75V60H77V62L78 61H80L81 60V58L84 60H82L80 63H83V64H80V63H78V65H76V63L74 64L73 63V67L71 66V68L70 69H68L69 68V63L70 64H72L71 62H75V61H71V60H69ZM13 59V60H12ZM19 61H22V62H24V63H20V62H18V60ZM28 59V60H27ZM37 59H38V61H37ZM78 59H80V60H78ZM107 59V60H106ZM13 62H12V61ZM34 60H36L37 62H35ZM62 60V61H61ZM96 60V61H95ZM102 60V59H101ZM63 61H65V62H63ZM68 61H70V62H68ZM26 62V63H25ZM33 62V63H32ZM51 62H53V63H51ZM58 62V63H57ZM67 62H68V64H67ZM107 63V64H105V63ZM4 63H5V65H4ZM10 63H13L12 65H7V64H10ZM15 63V64H14ZM62 63V64H61ZM64 63V64H63ZM103 63V64H102ZM17 64L19 65V66H17ZM22 64H25V65H22ZM55 64H57V66H59V67H57ZM59 64V65H58ZM61 64V65H60ZM98 64V65H97ZM2 65V66H1ZM7 65V66H6ZM21 65V66H20ZM55 65V66H54ZM65 65H67L68 67L67 68H65L66 66ZM96 65V66H95ZM104 65V66H103ZM15 66H17V67H19V69H17V67H15ZM31 66H33V67H31ZM54 66V67H53ZM65 66V67H64ZM77 66V67H76ZM109 66H111V65H109ZM10 67V68H9ZM12 67H13V69H14V72L12 71V72H10V73H13V75H10V73H9V70H11L12 69ZM16 69H15V68ZM83 67V66H82ZM9 68V69H8ZM53 68V69H52ZM73 68V69H72ZM95 70V69H97V70H95V71H92L93 69ZM102 68H100V69H102ZM111 68H113V69H115L114 67H104V69H106V71L104 70V69H102L101 71H103V72H101L102 73V75H101V73L99 72V73H96V74H98L99 76L98 77H101L102 79H104L105 80V78H104V76H107L108 74H110V73H112L114 70L113 69H111ZM109 69V71H107ZM112 70V71H111ZM90 71H92V73L93 74H91V72ZM111 71V72H110ZM63 72V73H62ZM90 72V73H89ZM108 74H107V73ZM5 73H7L8 74V76H7V74H6V76H4V74ZM104 73H106V74H104ZM79 75H80V73H78ZM78 75V77H79V80H82V79H80V78H82L81 76H79ZM88 75H87V77H88ZM51 76V75H50ZM89 76V77H90ZM96 75H94V77H95ZM103 76V77H102ZM86 76H83V78L84 79H86L87 78ZM88 77V81H89V78ZM92 77H91V79H92ZM98 77H96V81L99 79H101V78H98ZM56 80H57V78H55ZM83 79V80H84ZM186 78H184V81H185V83H186V81H187V83H186V85L188 84L189 85V87H190V83H188L189 82V79H188V77H187V79L185 80ZM54 80V79H53ZM56 80H54L55 82H56ZM82 80V81H83ZM95 80H91L93 83H95L96 81ZM103 80V82L102 83H104L105 81ZM54 81H52L51 82V84H53V82ZM59 81H60V79H59ZM57 82V84L59 83L60 84V82H61V84H60V87H59V85L57 86L56 85V87H58L59 88V90L61 91V92H59L57 89L58 88H54L55 90L54 91H56L57 90V92H53L52 90H51V92L49 93L48 91H50V89H53V88H51L52 86H54V85H52L51 86V84L49 83V84H47L48 86H51L50 87V89L48 90V86H44V85H42V86H40V87H43V88H45V90L47 91H44V89H42V91L40 90V88L38 87V88H36V89H39L37 92H39V91H41V92H39L40 94L38 95V93L37 92H35L36 94H32V96L34 97H32V99H37V102L39 101V103H37L36 101H34L33 100V102H35L34 103V108L37 110H34L33 112H35L36 111V113H39V114H36L35 113V119H37L38 117L40 118V116H41V118L40 119H42L43 118V121H45V122H49V123H51L52 121H54L55 123L56 122H58L59 121V123H51V124H49V125H47L48 123H45V122H43V121H40V120H36L35 122H38V123H35L34 121L32 122V128H35L34 130L37 132V130H38V132H40L39 131V129L41 128V127H43L41 130L42 131H44L45 133H41V134H39L38 132V134H39V136L41 137L40 139H39V137H37V138H35L34 139V137L36 136L35 134L32 136V139H34L33 141L31 140V138H29L31 141H30V144L29 143H27L28 145H30L31 146V148L33 149V147L35 146V144H34V146H33V143L32 142H34V143H37V147L39 146L40 148H38V150L40 149H42L43 150V148H44V150H43V152L44 151H49V149H50V151L49 152H52V153H50L51 155L52 154H54V152L56 151V152H58L59 151V148L61 149L62 148V144H63V148L61 149L62 151L60 152V153H62L63 154V152L64 153H66L67 154V152H68V154L67 155H69L68 157H65V156H63V155H65V154H63V155H61L59 152H58V154L57 153H55L54 154V157L55 156H57L58 155V157L60 158V161L58 160V161H55L54 159H56L57 157H55L54 159H51L52 158V156L50 157V159H45V158H48L49 156V154H47L46 152V154H45V156H47V157H45L44 156V153L43 152H40V151H38V150H35L36 151V153H38V152H40V154H37V156H35L36 155V153H34V155L33 154H30V156L33 158L34 157V161L36 162V161H38L39 159V161H41V160H43V159H41V158H43V157H41V155H43L44 156V160L42 161V164H40V163H38V162H36V163H38V165H40V166H38L37 164V166L35 165V167H33L34 166V163L32 162V166L31 167H33V171H32V173H33V179L35 180V186L36 187H38V185H43L44 186V188H43V186H42V188L45 190V193L46 194H43L42 192H38L39 194L40 193H42V194H38L39 196H41V197H45L46 195H47V191L50 189V190H53L54 189V187H55V189L53 190V191H51L52 193H50V191H48V194H51V195H47V196H50V197H53L54 196V192H56L57 193V189H61V190H63V189H67V190H63V191H65V192H63V191H61V190H59L60 192H63L64 194L66 193V192H68V193H66L67 195L69 194L70 196H72L71 198L68 196V197H66V196H62V198H64L63 200H67L68 198V201L70 200L71 202H72V204H74V205H76V206H82V204H79V203H74V201H76V200H74V199H85L88 195H85L84 193H83V190L85 191V189H87V187H90V188H88V191L90 192V190L93 192V191H97V192H95V194L97 193L98 194V192L100 191V193H101V191L104 189L105 190V188H107V187H110V189H106V190H108V193H107V195L108 194H110L109 193V191H111V189H115L116 188V185H115V183H113L112 181H111V178H110V176H109V173H107V172H105L104 171V169H103V167H102V163L100 162L101 160H99V158H98V156H96V155H93V153H91L90 154V152L88 151V150H86V149H88V148H86L84 145H83V147H85L84 149H83V147H82V145L78 142V141H76L75 143H77L78 142V145L80 144L81 145V147L82 148H80L79 149V151H75V149H77L78 150V148H79V146L78 145H74L72 142H74V141H72V142H70V141H67V142H70L71 144H69L68 146H67V144H64V141L62 142L61 140H63V138L61 137V136H63V133H62V131L64 132H72L71 130H80L81 132H83V133H85V134H91V132H92V134H95V135H97V134H100L101 135V138L103 139H100V137H98V139H100L99 141L100 142H102V145L104 146V145H106V143H107V141H105V140H107V139H105L104 138V134L105 133H103V135H102V132L106 129V125L108 124L107 123V121L105 122L104 120L101 122V121H97V122H95V123H97V125H99V124H101V125H99L98 126V128H96L97 126H96V124L94 125V124H91L90 122H94V119H96V117L95 118H92V115L90 116L92 119H90V117H88V115H90L89 113H84V112H80V113H78L79 111H82V108H80V110H79V108H77V107H75L74 108V105L75 104H77V101H76V99L75 98H78V96H77V93H76V90H75V87H74V85H73V82L71 83L70 81L68 82L67 80H61L60 82ZM82 81H81V83H82ZM87 81V80H86ZM86 81H84V84H85V82ZM87 81V82H88ZM89 82V83H86L85 84V86H88V84L90 85V83H91V86L93 85V86H95V84H96V86H97V84H98V86H102V88H104L105 86H106V83H105V85L103 84V85H100V81H98V82H96L95 84H93L92 82ZM95 81V82H94ZM100 82V83H99ZM47 83V82H46ZM46 83H45V85H46ZM64 83V85H62ZM71 84V86H67V88H64L63 90L65 91L66 89H68V91H69V93L68 92H64V94H66V95H64V94H60V93H62L63 92V90L62 89H60L61 88V86L62 87H64V86H66V85H70ZM17 84H20V86H23V84L22 83H16V85H14V86H16V87H10V90L11 91H13V92H9V94L10 95H12V97L10 96V97H8V100L6 101V102H9V103H14V100L13 99H15V98H17L18 100H16L17 102L19 101L20 102V99H21V96H19V94L20 93H17V92H19V91H21L20 89V86H19V88H17L18 87V85ZM56 84V83H55ZM73 85V86H72ZM188 85H187V87H188ZM1 86V85H0ZM13 86V85H12ZM97 86V87H98ZM71 87V88H70ZM97 87H95V88H97ZM15 89V90H14ZM104 90L106 91L107 89L106 88H104ZM104 91V92H105ZM45 92H46V95H43V93L45 94ZM72 92H74V94L72 93ZM1 93H3L2 92V86L0 87V94ZM12 93H14V94H12ZM16 93L18 94L17 96L18 97H15L14 95H16ZM42 93V94H41ZM72 95H71V94ZM48 94H52V95H49V97L50 96H52L53 97V100L51 101V100H49V98L48 97H46ZM55 94V95H54ZM75 94H76V97H75ZM41 95V96H40ZM60 95H63V96H60ZM69 95L71 96V97H69ZM36 96H38L40 99H43L42 101L41 100H38V98H36ZM42 96H45L47 99H44V97H42ZM55 96V97H54ZM58 96H59V98H62V99H60L59 101L57 100V99H59L58 98ZM64 96H66L67 98H65ZM57 97V98H56ZM69 97V98H68ZM73 97H75V98H73ZM56 98V100H54ZM71 98V99H70ZM50 99H52L51 97H50ZM68 99V100H67ZM73 99H75V100H73ZM101 99H103L102 97H100V100ZM9 100H12V101H9ZM45 100H47V101H45ZM61 100H65L64 101V103H61V102H63V101H61ZM71 100H73V101H71ZM84 100V106H83V109H84V111H88V109L90 110L91 108H88V107H91V105L89 106V104H87V100L86 99H83ZM87 102H86V101ZM53 101H55V102H53ZM56 101H58L57 103H59L60 101V103H61V105H62V107L60 106V105H58V107H59V109H60V111H59V114H60V112H62L63 113V111H65L64 113H63V115L65 116V117H63V115L62 116H60V117H63V119L65 120V121H67L69 118L71 119V120H69L68 122H69V124L68 123H64L63 121H61V119L60 118H58V117H56V116H58L57 114H55V113H58L57 111L59 110V109H57V111H56V105L55 104H57L56 103ZM67 101H69V102H73L71 105H73V106H71L70 104H69V102H67ZM50 102H52L51 104H48V103H50ZM65 102L68 104V105H66L65 104ZM75 102V103H74ZM41 103V104H40ZM46 103H47V105H46ZM59 103V104H60ZM37 104V105H36ZM66 106H65V105ZM43 107V105L45 106V109H44V107L42 108L41 106ZM48 105H51V106H53V107H51V106H48ZM85 105H88V106H85ZM36 106H39V107H36ZM63 106H64V108H63ZM71 108H70V107ZM76 106H78V104L76 105ZM49 107H51V108H53V110H50L51 108H49ZM57 107V108H58ZM63 109V111L61 110V108ZM67 107H69L67 110L65 109V108H67ZM74 109H73V108ZM88 108L87 110H86V108ZM41 110H43V111H41ZM45 110V111H44ZM51 111L50 113L48 112L47 113V111ZM69 110H70V112H69ZM79 110V111H78ZM39 111V112H38ZM55 113H54V112ZM67 111V112H66ZM42 112V113H41ZM44 112V113H43ZM68 112H69V114H68ZM41 113V114H40ZM46 113V114H45ZM52 113V115H51V118H50V114ZM53 113H54V115H53ZM65 113H66V115H69V117H67L66 115H65ZM81 113H82V115H81ZM84 114V115H83ZM38 115V116H37ZM48 115V116H47ZM81 115V116H80ZM44 116H47L46 117V119H48V118H50V119H48L47 121H46V119L44 118ZM54 116V117H53ZM86 116V117H85ZM83 117H85V118H83ZM90 119H88V118ZM204 118V117H203ZM54 119V120H53ZM59 119V120H58ZM50 120V121H49ZM57 120V121H56ZM96 120H98V119H96ZM100 120V119H99ZM206 119H203V130L205 129V131H206V133H207V140L208 141H212V134H211V132H208V130L210 131V129H209V127H208V125H206V124H208V123H206L207 121H205ZM39 122H41V123H39ZM63 123L64 124V126H66V129H71V130H66L65 129V127H63L64 129H62V127H60L59 128V124L60 123ZM98 122H100V123H98ZM62 123H61V125L60 126H62ZM73 123V124H72ZM76 123V125H74ZM38 124V125H37ZM42 124H44V125H42ZM54 124V125H53ZM72 126H71V125ZM81 126V128H79L78 129V126L79 125ZM37 125V126H36ZM51 125V126H50ZM57 126V128H59L60 130H62L61 131V133H62V135H59V136H57V134H60V133H56V132H59V129H57V128H55L54 127V129H52V127L53 126ZM95 126L94 128L92 127V126ZM79 126V127H80ZM103 126V127H102ZM46 127V128H45ZM92 127V128H91ZM49 128V129H48ZM97 129V132H95L94 133V129ZM56 129V130H55ZM83 129V130H82ZM85 129V130H84ZM52 130V131H51ZM98 130H99V133H98ZM46 131H49V132H46ZM54 131V132H53ZM89 131V132H88ZM91 131V132H90ZM51 132V133H50ZM36 133V134H37ZM50 133V134H49ZM43 134V136H41ZM46 135V136H45ZM48 135V136H47ZM53 135H56V136H53ZM76 134H74V136H75ZM100 135H98V136H100ZM211 135V136H210ZM77 137H75V138H78L79 137V135H76ZM43 137V138H42ZM48 137V138H47ZM58 137L60 138V140L58 139ZM46 138V139H45ZM55 138V143H54V139ZM62 138V139H61ZM37 139V140H36ZM39 139V140H38ZM43 139H44V141H43ZM47 140V141H46ZM37 141V142H36ZM40 141V142H39ZM50 143H49V142ZM21 142V141H20ZM23 142V141H22ZM25 142V141H24ZM29 142V141H28ZM43 142V143H42ZM48 142V143H47ZM66 142V143H67ZM26 143H24V144H26ZM46 143H47V145L48 146H46ZM51 143H53V144H51ZM27 144H26V146H27ZM40 144V145H39ZM58 144V145H57ZM60 144H61V146H60ZM72 144H73V148H74V150H73V148H71L72 147ZM217 145L219 144L218 142L216 143ZM41 145H43V146H41ZM51 145V146H50ZM55 147H54V146ZM70 145H71V147H70ZM29 146V147H30ZM35 146V147H36ZM66 146V147H65ZM75 146V147H74ZM28 147V146H27ZM34 147V149H36ZM43 147V148H42ZM68 147V148H67ZM28 149V151L29 150H32V149ZM46 149H48V150H46ZM69 149V150H68ZM72 150V153H73V151H75V152H78V153H76V154H74L73 156H74V158H73V156H72V154H71V150ZM210 149H211V153H212V155H213V157L215 156L216 158H218V154H217V150H216V146L213 144V145H211L210 146ZM41 150V151H42ZM68 150V151H67ZM82 150V151H81ZM67 151V152H66ZM85 151V152H84ZM70 152V153H69ZM74 152V153H75ZM80 152V153H79ZM84 152V153H83ZM86 152H88V154L86 153ZM43 153V154H42ZM106 154V153H105ZM105 154H103L104 155V157H106L107 155H105ZM66 155V156H67ZM85 155V156H84ZM62 156V157H61ZM75 157H77V158H75ZM214 157V159H215V161H217L216 162V165H217V169H218V172H219V178H210L209 180L210 181H208L209 183H208V185H210L211 184V186H210V188H209V186H208V190L206 189L205 190V192H203L202 194H197L196 196V198L194 199L192 196V198L190 197V191H189V187L187 186V183H186V180H187V178H186V176H184V173H185V169L182 167L181 168V166H180V179L182 180V181H180V183L182 184V186H179V188L177 187V189H178V191H179V194H177V197H179L180 195H182L183 193H184V209H183V211L182 210H177V208H175V207H170L169 209H171V212H172V216L171 217H173L172 219L169 217V219H168V215L167 216H165L166 214L165 213H162L161 211L159 212V208H161V207H163V208H167L168 206H166V204H168L167 202H166V197H171L170 195H167V196H164V195H162V191L160 192L161 193V195H160V198H161V196L164 198V199H161V200H156V198L157 199H160L158 196H156V195H151V197L152 198H154V200H156V201H158V203L157 204H159V205H157V206H154L153 205V202H154V200H152V203L149 205L148 203L149 202H145V200L143 201V198H142V194L144 193V191H146L144 188H140V189H137L138 190V192L139 193H137V190H136V193L137 194H133V193H131V192H128V191H126V190H124L123 191V195H122V197H123V199L124 198H126L125 196L126 195H129V198H130V200H128V198L126 199L127 201H130V203H131V205L133 206V207H135L136 208V210L134 211V213H131V212H133V211H131V210H133V209H131V207H129L128 206V211H131V212H123V211H117V210H115L114 211V209H112V208H109L110 209V211H109V209H107L108 211H109V213H113V214H109V215H115V216H117V217H115L116 219H114V218H110V217H108V216H106V215H104L103 213H101L99 210H100V208L99 209H97L98 208V206L99 205H101V204H99V203H103V201H106L108 198H110V197H106L107 195L106 194H96V196H99V197H101L102 195H104L103 197H101V199H99L100 201H98V200H96L97 202H99V203H97L95 200L93 201L94 202V205H93V203H91V201H90V203H91V205L89 204V206H86V204H84L85 206H83V207H86L85 209H86V211H88V212H90V211H92L93 212V214H92V216H94L95 217V219H91L92 221H89L90 219L89 218H84V219H82V220H84L83 222H81V220H75V222H73V220H71V219H73V218H71V216H67L68 214H69V212L70 211H68V210H71L72 211V206H74V205H72L71 204V202H63V200L62 201H60V202H58V205H60V207L62 208H64V210L66 211V214L64 213V216H67V217H64V218H62V222L63 223H61V222H59V223H53L54 225H52V222H48V221H45L44 222V220L43 221H35V222H37V224L36 223H34V221H32V219H26V221H22V223L20 224L21 225V227H29V226H36L37 225V227H39V228H37V231L35 230H31V231H33V232H31V233H29L30 231L29 230H22V231H27L28 233H26V235H23V236H15V235H13V236H10V235H8V233H6L7 231L6 230H3V229H0L1 231H0V246H2V244H3V247H2V249H0V264H53V263H55V262H57V264L60 262V264H65L64 262H66V264H74L73 262H75V261H71V259H73V258H79V263L80 264H167V263H170V262H172V261H174L175 259H177V258H180L181 256H183V255H185L186 253H189L191 250H192V248L194 247H196L197 245H200V244H202V245H207V246H209V247H211L214 251H215V253H210L209 255H204L205 257H206V260L207 261H205V262H196L197 264H249V262H248V259L249 258H251V256H252V259H254V261H256L257 263H259V264H264V238H262V236H258V235H253V230L251 229V227L247 224V223H242L240 220L242 219V218H245V217H248V218H245L246 220H250L251 219V221H257L258 223H260V224H262L263 225V228H264V176H261L260 178H257L258 180H256V182L255 183H253L252 184V187H251V189H250V191L249 192H247V193H245L244 194V191L241 189V188H237L236 186H235V188H231L230 187V185H229V180L225 177V172H224V170H226V169H228L229 168V165H227V162H229V161H227L226 163L224 162L223 163V165H222V163H220L216 158ZM59 158H57V159H59ZM61 158H64V159H61ZM79 158V159H78ZM98 158V159H97ZM68 161H67V160ZM48 160V162H49V160L50 161H54L56 164H54L53 162H49L50 164H52L50 167H41V165H44V166H49V164L48 165H45V164H47L48 162H46L45 163V161H47ZM64 162H63V161ZM71 160V161H70ZM226 160H228V159H225L224 161H226ZM79 161V162H78ZM43 162L45 163V164H43ZM58 162V163H57ZM61 162V163H60ZM65 162H67V163H65ZM76 162L79 164H76ZM63 163H64V165H63ZM58 164H60V165H58ZM67 164H73V165H67ZM229 164V163H228ZM65 165H67V166H65ZM249 164H246V166H248ZM65 166V167H64ZM223 166H224V169H222L223 168ZM37 167V168H36ZM40 167V169H45V168H47V169H45L44 170V172H41L40 170H39V172H38V174L37 173H35V172H37V169ZM58 167V168H57ZM75 167H77V168H75ZM227 167V168H226ZM36 168V169H35ZM66 168V169H65ZM35 169V170H34ZM49 169V170H48ZM55 169V170H54ZM58 169H62L63 171H61V170H58ZM72 169V170H71ZM79 169H81V171L79 170ZM184 169V170H183ZM51 170H53V171H51ZM68 170V171H67ZM74 170V171H73ZM45 171H49L50 173H46L45 174ZM65 171H66V173H65ZM70 172V173H69ZM78 175L77 177H81L82 179V182H84V184H87V185H84L81 181H73V179L75 180V179H79V178H74V177H76V176H74V175H76L75 173ZM81 172V173H80ZM39 173H41V174H39ZM251 173L253 174V175H260L261 173H262V168L261 167H257V168H255V169H252L251 170ZM42 174H44V176L46 177V178H44V177H42L43 175ZM49 174H50V176L52 175V177H47V176H49ZM58 174L60 175H62L63 176V178H62V176H60L61 178H59V176H58ZM69 174V175H68ZM71 174H73V175H71ZM36 175H39V176H41V178L40 177H38V176H36ZM56 175V177H54ZM80 175V176H79ZM69 177H72V178H69ZM39 179V181H37L38 179ZM47 178H49V179H47ZM64 178H67V180L66 179H64ZM44 179H47V180H45V182L43 181ZM54 179V180H53ZM60 179V180H59ZM214 179V180H213ZM259 179H260V181H259ZM212 180V181H211ZM43 181V182H42ZM46 181H47V183H46ZM52 182L53 183V185H50V184H52V183H50V182ZM54 181V182H53ZM56 181V182H55ZM188 181V180H187ZM41 182L42 183H45V184H41ZM59 182V184H57ZM72 182V183H71ZM75 182H80L81 183V185H82V187H84V189H81L80 188V186L78 187L77 185H74V183ZM104 183V186H101L99 183ZM48 183H50V184H48ZM57 185H56V184ZM94 183V184H93ZM97 183V184H96ZM213 183V184H212ZM61 184H63V185H61ZM71 184V185H70ZM106 184V185H105ZM45 185H48V186H50V188L48 187V186H45ZM55 185V186H54ZM64 185H68L69 187H67V188H65L64 187ZM74 185V186H73ZM111 185V186H110ZM35 186H34V188H35ZM58 186H60L61 188H57ZM106 186V187H105ZM112 186H114V188H111ZM52 187H53V189H52ZM103 187V188H102ZM105 187V188H104ZM182 187V188H181ZM46 188V189H45ZM63 188V189H62ZM77 188H79L80 189V191L81 192H79V189L77 190ZM92 188V189H91ZM95 188H97V189H95ZM98 188H100V190L98 189ZM36 189V188H35ZM38 189V188H37ZM42 189V190H43ZM41 190V191H42ZM143 190V191H142ZM159 190H161L160 188L158 189V187L155 189V191L156 192H158L159 193ZM126 191V192H125ZM141 191L143 192V193H141ZM78 192L80 193L79 195H78ZM91 192V193H92ZM180 192H183V193H180ZM55 193V194H56ZM113 192L111 191V194H112ZM131 194V196H130V194ZM141 193V194H140ZM190 193V194H189ZM63 194V195H64ZM81 194H84L83 195V197H82V195ZM108 195V196H112V198H117L116 196H115V194L113 195ZM139 194V195H138ZM242 194V195H241ZM45 195V196H44ZM106 195V196H105ZM137 195V196H136ZM200 195V196H199ZM76 197V198H73V197ZM77 196H79L78 198H77ZM115 196V197H114ZM139 196V197H138ZM155 196H156V198H155ZM50 197H48V200L47 201H49V202H46V200H44V201H42L41 202V204H43L44 206H47L48 205V203L50 204L51 202H52V200H51V198ZM104 197H106L107 199H103ZM128 197V196H127ZM137 197V198H136ZM172 197H173V195H172ZM190 198L192 199V204H191V200H190ZM118 199V198H117ZM169 199V198H168ZM172 200H173V198H171ZM195 201H194V200ZM125 200V199H124ZM136 200V201H135ZM172 200H170L169 199V201L168 202H170V201H172ZM142 202V204H141V202ZM43 202H46L47 204H45V203H43ZM116 202L118 203V204H120V206H122V207H124V208H127L126 206L128 205H125L126 203V201L125 202H122V201H117L116 200ZM67 203H70V206H68L69 204H67ZM124 203V204H123ZM137 203H139V204H137ZM166 203V204H165ZM64 204H66V206H63ZM88 204V203H87ZM97 204V205H96ZM107 204V202H104L103 203V206L104 205H106ZM110 204V203H109ZM145 204V205H144ZM155 204V203H154ZM163 204V205H162ZM95 205H96V208H95ZM152 205H153V207L154 208H156V209H154L153 208V211H151V212H148L147 214H146V212L147 211H142L143 210V208H142V206L144 207V206H146V208H148V211H150L151 209H152ZM191 205V207H189ZM49 206V205H48ZM91 206H93V207H91ZM100 207H102V205L100 206ZM71 208V209H70ZM142 208V209H141ZM145 208V209H146ZM92 209V210H91ZM144 209V210H145ZM157 209H158V211H157ZM241 209H243V210H241ZM141 210V211H140ZM213 210H215V211H219V213H220V216L221 217H223V219L221 220V217L219 216V218L217 217V218H215V214H214V212H213ZM137 211L138 212H140L141 214H139V213H137ZM182 211V212H181ZM244 211V212H243ZM119 212H120V214H119ZM96 213V214H95ZM118 213V214H117ZM130 213L131 214H133V217H132V219H129V218H131V216L132 215H130ZM159 213H160V215H159ZM241 213V214H240ZM90 215H91V212L89 213ZM95 214V215H94ZM227 214V215H226ZM257 214V215H256ZM104 215V216H103ZM119 215H123V217H121V216H119ZM127 215V216H126ZM212 215V216H211ZM240 215H242V216H240ZM243 215H244V217H243ZM97 216V217H96ZM102 216V217H101ZM162 216H164V217H162ZM119 217H120V219H119ZM129 217V218H128ZM212 219V220H210V218ZM242 217V218H241ZM66 218V219H65ZM68 218H71V219H69V220H67ZM126 218V219H125ZM181 218V219H180ZM250 218V219H249ZM85 219H89V220H86L85 221ZM214 219H217V220H214ZM219 219L221 220L220 222H218L219 221ZM255 219V220H254ZM28 220V221H27ZM66 222H65V221ZM214 220V221H213ZM73 223H72V222ZM93 221H95V222H93ZM25 222V223H24ZM32 222V223H31ZM41 223L40 225L38 224V223ZM44 222V224H42ZM69 223V225L70 224H73L74 226H80V227H77V228H75L74 227V229H78V230H81L80 232H94L93 234L94 235H92L91 236V238L90 239H86L85 238V235H83V233L82 234H69V236L68 237H70L71 239L69 240V243L67 244V243H65V245H66V247H67V245H69L67 248H69L70 249V251L71 252H66V251H69V250H65L66 248L63 246V244H62V242H60L61 244H62V246H61V244H59L58 242H57V240L59 239H56L55 237H60L58 234H57V232H59V230H61V229H72L71 228V226H65V225H67L68 223ZM78 222H79V224H78ZM85 222H87V223H85ZM262 222V223H261ZM24 223V224H23ZM26 223H30L29 224V226H24V225H27ZM46 223H48V224H46ZM75 223V224H74ZM83 223L85 224V225H83ZM92 224V225H90V224ZM213 223H215V224H213ZM220 223V224H219ZM223 223V224H222ZM234 223V224H233ZM23 224V225H22ZM33 224H35V225H33ZM58 224V225H57ZM81 224H82V227H85V228H87V229H81L82 227H81ZM96 224V225H95ZM98 224V225H97ZM138 224V226L136 227V225ZM222 224V225H221ZM224 224H228V225H224ZM230 224V225H229ZM233 224V225H232ZM15 225V224H14ZM42 225L44 226V225H48L47 227L45 226V227H43L42 228ZM52 225V226H51ZM62 225H64V226H62ZM72 225V226H73ZM140 225H142V227L140 226ZM185 225V226H184ZM207 225V226H206ZM6 226H9L8 224H5L4 222H2V221H0V227H6ZM17 226V225H16ZM41 226V227H40ZM104 226V227H103ZM118 226H120L119 228H117ZM249 227L250 229H251V234L249 235V236H246V235H244L245 236V239L248 241H250L251 239H254L255 238V236H256V238L257 239H254V240H256V241H252L253 242V244H251L250 246H248L247 247V250H246V252H244V251H242V250H240L236 245H234L233 243H231V242H229V237L230 236H232V235H236L238 232H240V233H242L241 232V227ZM50 227V228H49ZM53 227V228H52ZM70 227V228H69ZM99 227V228H98ZM103 227V228H105V229H110V230H113V231H115L116 229H118V230H116V231H127L128 233H127V235H126V238H125V240H124V246L126 245V247H131L132 246V248H131V250L129 251V253L127 254V255H125V256H123V255H121L119 252H115V253H112V254H110L109 255V257H105V259L102 261V262H95V260H96V258H95V256L94 255H92L91 253H90V251H88V249L90 248V243L92 242V241H94L96 238H97V236L98 235H100V233H99V229H101V228ZM109 227V228H108ZM113 229H112V228ZM221 227V228H220ZM225 227V228H224ZM229 227V228H228ZM231 227H235V228H231ZM55 228V229H54ZM80 228V229H79ZM98 228V229H97ZM121 228V229H120ZM125 228V230H123ZM127 228V229H126ZM131 228H134V229H131ZM146 228V229H145ZM183 228V229H182ZM185 228V229H184ZM255 228L256 229H259V227H258V225H256L255 226ZM49 229H51V232H50V234L51 233H53V234H51L50 236H49V234H47V232L48 231H50ZM59 229V230H58ZM92 229V230H91ZM192 229V230H191ZM226 229V230H225ZM54 230V231H53ZM85 230V231H84ZM87 230V231H86ZM128 230H131V231H128ZM45 231H47V232H45L47 235L46 236H44L45 234H44V232ZM36 232V233H35ZM95 232H98V233H95ZM35 233V234H34ZM49 233V232H48ZM44 234V235H43ZM229 234V235H228ZM8 235V236H7ZM29 235V236H28ZM77 235H80V236H77ZM82 235V236H81ZM25 236V237H24ZM52 236V237H51ZM54 236V237H53ZM62 236H64L65 238H68V237H66V234H62L61 235V237ZM93 236H95V237H93ZM10 237V238H9ZM15 237H18V238H16V240H14L13 241V239H15ZM262 238V239H260V238ZM12 238V239H11ZM39 238V239H38ZM65 238H60V239H63V240H65ZM85 238V239H84ZM21 239V241H20V244L22 245V243H23V248H20V246L21 245H15L16 243H19V241L18 240H20ZM69 239V238H68ZM68 239H66V240H68ZM260 239V240H259ZM25 240V241H24ZM66 240H65V242H66ZM82 240V241H81ZM103 240V239H102ZM259 240V241H258ZM16 241V242H15ZM24 241V242H23ZM29 241V242H28ZM62 241V240H61ZM81 242L80 244H78L79 242ZM116 241V244H118V240H115ZM127 241H128V243H127ZM6 242H8V243H6ZM13 244V242L15 243L13 246L11 245V243ZM33 242V243H32ZM37 242H38V244H37ZM254 242H258V243H260V244H256L255 245V243ZM25 243H27V245H25ZM41 243V244H40ZM176 243V244H175ZM39 244H40V246H39ZM45 244V245H44ZM33 245V246H32ZM54 245V246H53ZM168 245V246H167ZM12 246V248H10ZM15 246V247H14ZM48 246H52L53 248H48ZM56 246H58V248H60V250L59 251H61L62 250V254H61V252H60V256H59V251L58 250H56L55 251V249H56ZM254 246V247H253ZM14 247V248H13ZM42 248V249H39V248ZM45 247V248H44ZM47 247V248H46ZM168 247V248H167ZM1 248V247H0ZM10 248V249H9ZM18 248V249H17ZM26 248H28V249H26ZM55 248V249H54ZM20 249V250H19ZM22 249H24V250H22ZM47 249H49V250H47ZM14 250H17V251H14ZM52 251L54 252V253H52ZM56 252V253H55ZM89 252V253H88ZM16 253H19V255L17 254L16 255ZM54 254H58V256L61 258L60 260H62V261H59V258H58V260H57V258H56V261H54L55 260V258H54V256L53 255ZM215 256H214V255ZM121 255V256H120ZM55 257H57V256H55ZM215 257V258H214ZM19 258V259H18ZM21 258L23 259V260H21ZM209 258V259H208ZM216 258H218V259H216ZM50 259H52V262L53 263H51L50 261ZM54 259V260H53ZM65 260H67V261H65ZM21 261V262H20ZM23 261V262H22ZM239 261V262H238ZM18 262H20V263H18ZM195 263V264H196ZM186 264H193V263H186ZM251 264H254V262L253 263H251Z\"/></svg>", "mask_w": 264, "mask_h": 264}, {"label": "built area", "instance_id": "3", "mask_svg": "<svg viewBox=\"0 0 264 264\" xmlns=\"http://www.w3.org/2000/svg\"><path fill=\"white\" fill-rule=\"evenodd\" d=\"M242 232H243V234L246 235V236H249V235L252 233V232H251V229H250L249 227H244V228L242 229ZM248 262H249V264H251V263H253V262H254V264H259V263H257L256 261H254V259H252V256H251V258L248 259Z\"/></svg>", "mask_w": 264, "mask_h": 264}]
</instances>
